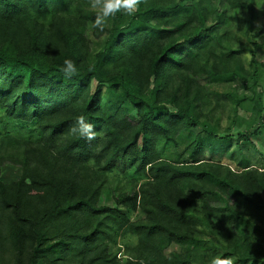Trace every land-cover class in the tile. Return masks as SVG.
<instances>
[{
  "label": "trees",
  "instance_id": "1",
  "mask_svg": "<svg viewBox=\"0 0 264 264\" xmlns=\"http://www.w3.org/2000/svg\"><path fill=\"white\" fill-rule=\"evenodd\" d=\"M96 16L90 0H0V264H194L198 251L264 264V166L243 151L264 161V101L245 112L262 125L220 132L233 99L218 89L258 88L246 54L264 49V0H144L103 32ZM89 30L107 36L94 55ZM81 115L95 139L71 132ZM204 137L236 143L240 166L193 159ZM5 163L18 180L3 182ZM230 191L247 209L212 206Z\"/></svg>",
  "mask_w": 264,
  "mask_h": 264
},
{
  "label": "rangeland",
  "instance_id": "2",
  "mask_svg": "<svg viewBox=\"0 0 264 264\" xmlns=\"http://www.w3.org/2000/svg\"><path fill=\"white\" fill-rule=\"evenodd\" d=\"M223 4L224 2L221 1V8H223ZM214 29L215 30H219L220 29V25L215 23L214 24ZM88 36L90 39V46H91V54H95L97 51L102 50V48L104 47L105 41L107 39L106 34L94 38V36L92 35V31L89 30L88 32ZM92 55V56H93ZM246 60L248 63L252 62L253 60H255V64L256 66L259 68V72H260V84L258 85V88L256 89V91H252V86H251V82L246 83L245 85L242 84H238L236 87H230L227 85H218V89H222L223 91H229L231 94V98L233 99L231 101V104L228 108L227 113L224 114V116L221 117L222 121H221V126H220V132H226L229 131V127L230 130L229 132H232L233 134H236L238 131L246 129V128H255L256 126H260L263 123L261 122V120L256 119V121L254 122V120L251 121V119L248 117V112H249V108L252 106V104L254 103L255 100H258L259 98H261L264 101V49L260 50L258 52V54L256 55V53L251 50L250 52H247L246 54ZM150 98V95H148ZM252 100H254L253 102H251ZM167 103H169V101H167ZM237 103H239V105L242 107L243 111H240V115L239 116H235L234 114V109L237 105ZM246 111H248L247 113H245ZM250 113V112H249ZM264 115V112L261 113V116ZM233 116L235 118H237V122H239L238 126H233L232 125V119ZM130 119L132 121H138L137 116L133 113H131L129 115ZM250 120V122H249ZM249 122V124L247 125V123ZM241 125V126H240ZM233 126V127H232ZM250 126V127H249ZM201 132L200 128H197L194 130V135L192 137H190L189 143L192 140H195L197 138V136H199V133ZM216 141H209V139H207L206 137H204L202 139V143L199 147H197L196 152L194 153V158L195 160L198 161H202V160H220L223 161L225 163L231 164L233 167L238 168L239 165V158H231V152H233L234 150L238 149V146L236 143L232 144L231 147H227L222 149L220 146L215 145ZM255 144L257 145L259 151H261L262 153H264V138H262L260 136V138L258 140L255 141ZM244 153L246 155H250L251 156V163L254 166L257 167H263L264 166V161L262 156L260 155V152L256 151V149L251 146L248 145L245 147V149L243 150ZM193 153V151H189L188 154L185 156V159L187 160H191L190 156ZM21 176V168L18 166H15L13 164L10 163H5L2 167V173H1V178L3 180V182L5 183H11L14 182L16 180L19 179V177ZM122 186L124 187V189L130 191L132 190L131 186L129 185V181L126 179L124 181V183L122 184ZM209 199L211 200V204L214 208L219 209V210H223L226 211L227 208H229L230 206L234 205V204H239V199L236 198V196L234 195L233 191L229 192L228 197H224L222 195L216 194L214 196H209ZM102 204H106V205H113V199L109 193V191H105L104 195H102V200H101ZM241 209L243 207V209H247L244 208L245 206H242L240 203ZM252 215V214H251ZM142 217V213H138V214H134L133 218H139ZM262 214L260 213V215H255L256 219H263L262 218ZM193 262L194 264H202L201 261L198 258V255L201 254L200 251H198L197 253H193ZM123 253H119V259L123 258Z\"/></svg>",
  "mask_w": 264,
  "mask_h": 264
},
{
  "label": "clouds",
  "instance_id": "3",
  "mask_svg": "<svg viewBox=\"0 0 264 264\" xmlns=\"http://www.w3.org/2000/svg\"><path fill=\"white\" fill-rule=\"evenodd\" d=\"M142 3L144 0H90V7L97 12L93 28L103 32L108 18L115 17L117 13L134 16ZM60 71L66 78H71L76 75L77 66L71 59H65L64 66ZM71 132L87 140L96 138L94 126L87 122L83 115L77 117ZM210 264H233V261L229 257L214 256L210 260Z\"/></svg>",
  "mask_w": 264,
  "mask_h": 264
}]
</instances>
